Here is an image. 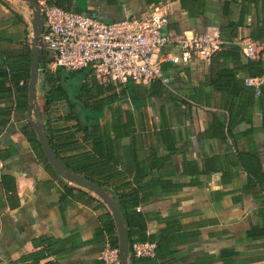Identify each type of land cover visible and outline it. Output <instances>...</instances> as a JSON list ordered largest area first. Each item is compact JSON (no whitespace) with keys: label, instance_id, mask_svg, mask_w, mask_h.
I'll return each mask as SVG.
<instances>
[{"label":"crops","instance_id":"1","mask_svg":"<svg viewBox=\"0 0 264 264\" xmlns=\"http://www.w3.org/2000/svg\"><path fill=\"white\" fill-rule=\"evenodd\" d=\"M49 1L106 23L140 19L156 5H168L165 30L174 38L227 26L225 2L231 3L230 21L243 23L237 38L250 39L264 16V0ZM31 41L23 4L0 0V264H31V258L22 257L40 251L46 259L39 264H103L101 252L111 245L109 208L82 188L103 205L63 199L65 184L77 186L54 178L34 146L37 134L28 123V106L16 109L14 97L2 91L7 76L24 75ZM178 53L173 45L162 52ZM219 65L238 66L209 57L164 63L169 85L103 84L108 91L89 102L80 131L76 120H66V104L46 110L40 71L37 99L46 130L54 131L60 145L70 134L77 141V149L62 156L77 161L79 170L87 160L89 176L111 178L113 187L137 192L146 236L159 245L155 257L133 264H264L263 107L231 100L216 87ZM114 94L119 99L112 102ZM95 103L103 109H93ZM236 108L241 114L229 129V109Z\"/></svg>","mask_w":264,"mask_h":264},{"label":"built area","instance_id":"2","mask_svg":"<svg viewBox=\"0 0 264 264\" xmlns=\"http://www.w3.org/2000/svg\"><path fill=\"white\" fill-rule=\"evenodd\" d=\"M44 16L42 34L46 52L45 68L67 72L89 70L97 82L122 86L128 83L148 85L154 81L170 84L163 70L164 63L189 64L195 59H207L219 52L225 44L219 31L204 33L186 31L179 38L166 32L171 10L168 5H156L140 19L106 23L98 18L64 10L50 5L48 0H37ZM246 56L254 60L264 50V39L236 42ZM173 45L178 54L163 55ZM43 61V62H44ZM42 70V68H41ZM259 78H246L245 84L260 95ZM4 162L0 158V181ZM131 255L153 258L156 244L137 243ZM103 264H121L118 248L106 245L100 255Z\"/></svg>","mask_w":264,"mask_h":264},{"label":"trees","instance_id":"3","mask_svg":"<svg viewBox=\"0 0 264 264\" xmlns=\"http://www.w3.org/2000/svg\"><path fill=\"white\" fill-rule=\"evenodd\" d=\"M48 2L50 5L67 10L60 2H54L49 0ZM230 4V2H225L224 10L222 11V18L224 20H229V23L227 22V26H222L219 28L221 39L224 41L225 44L222 46L221 50L216 54L212 55L211 58L217 57L231 59L232 62L238 64V66L235 67L237 70H233L219 65L220 68L217 72V80L214 84L220 90H224L231 100H243L250 105H253L254 103H260L263 107L264 118V50L259 53L256 59L251 60L246 56L243 48L240 45L236 44V40L244 41V38H237L239 36L238 31L240 27L243 26V23L239 22L237 24L230 21ZM250 39H264V16L262 18V21H260V26L251 32ZM44 56L46 61V52H44ZM31 61V55L29 54V56L27 57V67L24 70V75L20 73L21 70L18 71L17 69L16 73L20 74H10L11 76L9 77L6 75L7 77L5 78L4 86L2 87V91H4V93H7L11 98L14 97L16 109L22 111H27L28 106V85L30 82ZM45 61L41 65L42 89L44 91L45 108L46 110H49L51 109V107L55 106V104H66L69 108V113L66 116V120H76L78 124L77 131H80L79 128L83 127L81 119L83 117L86 118L88 116L87 107L89 106V102L96 99V97H99L101 94L108 90L104 88L103 84H99V82H97V80H95V78H93L89 72L86 78L84 79V82L81 84L79 90L76 91L72 86H68L67 81L69 79H74V77H76L78 73L84 70L78 72L63 73L62 69H57L56 72H51L47 68H45ZM248 77L259 78L260 80H262V83L260 85L259 96H256V89L254 87H249L245 84V79ZM6 82L9 83L10 87L6 88ZM131 84L133 85L134 83ZM157 86L158 90L162 89V85L160 83ZM130 88L131 87L129 86V91ZM109 89L112 91L113 88L111 87ZM130 97L132 99H135L134 95H130ZM118 99V96H116L115 94L111 95L110 97V101L112 102ZM94 105L95 107L93 109L95 110L101 111L103 109L102 103H95ZM229 114L230 129L231 123L233 122V118L239 116L241 114V110L238 108L229 109ZM89 118L90 120L98 119L95 117ZM48 123H50V119L48 120ZM67 131L71 132L70 129H68ZM46 132L50 138L51 145L57 157L62 161L64 165H66L71 171L80 174L82 177H84V179L100 184V186L104 190H106L117 202H119L123 210L126 225L129 230L130 245L133 246L137 243L153 242L156 244L157 251L159 244L156 241H153L151 238H147L145 219L141 213L137 212V208L141 204V201L136 195L137 192L129 188V190L126 188L121 191L119 187H113V184H111V178L105 180L102 178L95 179L93 176H89L86 173L87 160L83 161L84 166L82 167V170H79L75 164L78 163L77 161L73 162L71 158H65L62 156L63 154L69 153L72 149H77V146H75L77 141H73L71 139L72 135L70 134L67 137L66 142L60 145L55 141V134L53 130H49L47 128ZM33 143L41 156L42 162L52 172L54 178L65 184L63 178L54 171L52 165L49 163L36 136H34L33 138ZM0 158L2 159L1 154ZM2 182L3 177L0 181V184ZM62 196L63 199L70 197L80 202H86L87 204L97 203L103 205L100 200L93 197L90 193L80 188L69 186L68 184L64 185V194ZM106 225L107 233L110 237V243L112 247L118 248V236L116 233V225L113 219L110 218V222ZM30 256L27 257L26 255L25 257H22V260L31 258V264H39L44 259H46L45 252L42 251L32 253V255ZM136 259L147 260L150 258H136L132 256V264Z\"/></svg>","mask_w":264,"mask_h":264},{"label":"water","instance_id":"4","mask_svg":"<svg viewBox=\"0 0 264 264\" xmlns=\"http://www.w3.org/2000/svg\"><path fill=\"white\" fill-rule=\"evenodd\" d=\"M19 3L27 5L32 11L33 16L31 20L32 26V41H31V73L30 82L28 85V123L34 129L37 134L38 141L42 147V150L52 165L54 171L63 177L65 180L75 184L77 187L91 192L98 197L109 208L113 220L115 222L118 237H119V258L121 264H129L132 259L130 245L129 230L125 222L123 210L119 204L106 190H104L99 184L82 178L79 174L71 171L62 161L57 157L50 138L46 132V128L43 122L41 108L37 99V85L39 75L41 71V65L44 61V50L42 43V34L44 32V16L41 12V8L37 0H17ZM63 70V69H62ZM64 71V70H63Z\"/></svg>","mask_w":264,"mask_h":264},{"label":"rangeland","instance_id":"5","mask_svg":"<svg viewBox=\"0 0 264 264\" xmlns=\"http://www.w3.org/2000/svg\"><path fill=\"white\" fill-rule=\"evenodd\" d=\"M23 6L25 7V10H26L27 19H28L29 22H31L33 13H32V11L29 9V7L27 5L23 4ZM30 26H31V23H30ZM31 31H32V26H31ZM89 72H90L89 70H84V71L78 73L74 79H69L67 81L68 86H72L76 91H78L80 86H81V84L83 83L84 79L86 78V76H87V74ZM40 91H41V88H40ZM41 99L42 98L40 96V100L39 101H41Z\"/></svg>","mask_w":264,"mask_h":264}]
</instances>
